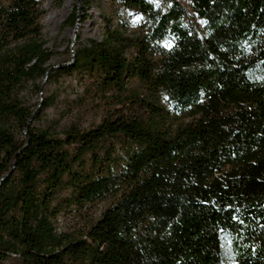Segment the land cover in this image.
Masks as SVG:
<instances>
[{
	"label": "trees",
	"instance_id": "obj_1",
	"mask_svg": "<svg viewBox=\"0 0 264 264\" xmlns=\"http://www.w3.org/2000/svg\"><path fill=\"white\" fill-rule=\"evenodd\" d=\"M111 5L54 69L41 0L0 2V264H264V0ZM72 74L100 122L35 126L20 89Z\"/></svg>",
	"mask_w": 264,
	"mask_h": 264
},
{
	"label": "rangeland",
	"instance_id": "obj_2",
	"mask_svg": "<svg viewBox=\"0 0 264 264\" xmlns=\"http://www.w3.org/2000/svg\"><path fill=\"white\" fill-rule=\"evenodd\" d=\"M3 2V0H0ZM66 8L62 12V7ZM42 39L45 48L52 53L49 65L51 68L68 65L73 51L79 46H86L88 40L99 41L103 35V24L122 19L133 29L138 16L121 7H113L111 0H41ZM74 12L76 21L70 19ZM85 76L77 74L57 75L51 79H42L39 89L31 83L20 89L19 98L25 106L32 108L39 118L35 126H43L44 122H54L59 129L78 124L81 129L97 125L104 116L106 107L98 98L87 97ZM51 99V103L43 106V99ZM21 138V136H19ZM101 206L91 208V212L100 211ZM74 223L73 215H62L56 221L57 230H64Z\"/></svg>",
	"mask_w": 264,
	"mask_h": 264
},
{
	"label": "bare ground",
	"instance_id": "obj_3",
	"mask_svg": "<svg viewBox=\"0 0 264 264\" xmlns=\"http://www.w3.org/2000/svg\"><path fill=\"white\" fill-rule=\"evenodd\" d=\"M65 8H66V3L62 7V12L64 11Z\"/></svg>",
	"mask_w": 264,
	"mask_h": 264
}]
</instances>
